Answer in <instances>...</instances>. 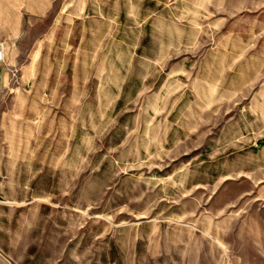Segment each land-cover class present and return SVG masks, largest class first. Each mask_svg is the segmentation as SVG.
<instances>
[{"label":"rangeland","instance_id":"1","mask_svg":"<svg viewBox=\"0 0 264 264\" xmlns=\"http://www.w3.org/2000/svg\"><path fill=\"white\" fill-rule=\"evenodd\" d=\"M0 264H264V0H0Z\"/></svg>","mask_w":264,"mask_h":264},{"label":"built area","instance_id":"2","mask_svg":"<svg viewBox=\"0 0 264 264\" xmlns=\"http://www.w3.org/2000/svg\"><path fill=\"white\" fill-rule=\"evenodd\" d=\"M5 75V51L0 45V86L4 80Z\"/></svg>","mask_w":264,"mask_h":264}]
</instances>
